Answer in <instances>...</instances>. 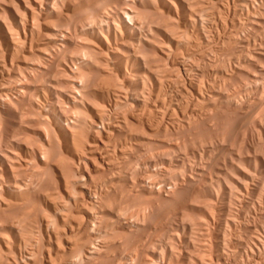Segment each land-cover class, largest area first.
I'll return each instance as SVG.
<instances>
[{
	"label": "bare ground",
	"instance_id": "bare-ground-1",
	"mask_svg": "<svg viewBox=\"0 0 264 264\" xmlns=\"http://www.w3.org/2000/svg\"><path fill=\"white\" fill-rule=\"evenodd\" d=\"M237 1L238 6L249 8L258 0ZM14 2L16 8L12 5V8H7L10 20L5 21L0 16V264L189 263L188 255L177 256V249L176 252L171 250L170 245L175 243H169L172 234L169 235L171 237L166 235L167 222L164 224L165 219L162 221L161 217L157 221L154 212L157 209H154L159 202L163 203L156 208H161L162 204L176 205L178 214L174 212L179 215L178 209L185 205L179 203L189 204L190 201L192 204L195 199L194 202L203 200L202 192L196 190L203 184L207 187V181H204L207 177L200 179L204 181L200 186L196 177L199 178L203 172H195V177L194 172L189 175L190 172L181 171L180 163L184 159L180 155L177 159L170 155L182 145L170 139L181 135L176 133L177 129L174 130L175 125L182 124L184 131L193 126L192 106L206 107L215 103L213 101L217 97L222 101L231 100L217 90V79L210 80L212 68L207 72L208 67L205 70L197 63L208 61L210 65L213 61L217 64L212 56L225 53H222V48L226 43L218 46L223 41L230 45L232 52L228 49L229 52L243 53L251 46L250 38L237 42V34L233 33L235 20L234 27L229 28L232 32L224 33L223 41L216 45L218 38L213 36L215 33L210 34L213 36L211 40L208 33L203 32L208 36L204 38L202 31L190 32L189 25L198 27L203 24L201 20L212 15L206 5L212 6V11L217 10L219 1L214 9L212 4L215 1L209 0V4L203 0ZM2 9L7 13L4 7ZM254 11L248 23L244 24L245 28L242 27L246 33L264 29V4ZM221 25L224 28L225 24ZM260 43L263 49L264 38ZM80 48L81 52L82 48L86 50L82 57L73 52ZM261 52L252 53L259 60L263 59L260 58ZM220 54L218 57L223 58ZM253 58L249 65L254 67L256 64V67L258 63L253 62ZM224 59L226 62L227 58ZM222 62L225 63L224 60ZM259 69L262 75L264 69ZM240 70L236 71L234 78H239ZM181 71L189 84L182 82L183 85L177 88L179 90L174 91L171 87L179 86L180 79L184 78ZM247 76L252 81L258 79L250 73ZM205 77L209 79L205 81ZM203 83L208 86L207 93H204ZM169 91H172L170 98ZM231 91V96L236 95V91ZM199 117L202 123L209 120L205 116ZM204 144L208 145L207 142ZM176 167L179 168L177 172L180 170L189 175L180 173V180L177 178L179 184L175 182L176 171L174 182L170 176ZM156 176L162 179L161 189L159 182L152 181ZM195 183L199 185L196 184L197 189L196 185L192 187ZM168 186L169 191L165 189ZM194 193L198 195L194 196ZM188 204L185 206L192 208L193 204ZM144 208L148 209L146 213ZM187 208L183 207V210ZM142 209L146 215L141 213ZM154 219L157 224L163 222L159 224L165 225L164 228L154 224ZM201 222H204L203 218ZM201 225L203 227V223ZM170 227L169 231H173ZM185 237L183 243L188 251L192 249L188 241L191 237ZM195 243L192 241L193 245ZM178 244L181 243L175 247L178 248ZM183 247L178 248L179 254ZM190 251L197 256L194 250ZM206 256H200L201 260L199 256L196 258L200 264H205L207 261L202 260ZM194 260L198 262L197 259L192 262ZM208 262L212 263V260Z\"/></svg>",
	"mask_w": 264,
	"mask_h": 264
},
{
	"label": "rangeland",
	"instance_id": "rangeland-1",
	"mask_svg": "<svg viewBox=\"0 0 264 264\" xmlns=\"http://www.w3.org/2000/svg\"><path fill=\"white\" fill-rule=\"evenodd\" d=\"M0 16L1 19H5V21H9L10 20V16H8V9L7 8H12L17 6L16 2H11L12 0H0ZM3 1V2H2ZM211 1H215L212 5H214V8H217L216 6H218L219 4V8H217V10H211V7L209 5L208 6L210 9V11L212 12V15H210L209 19H204L207 22H204V20H201L203 22L200 21V23L203 24H199V28L196 25H189V29L190 32L192 33L193 31H202L203 37L204 38H208V34L210 39L212 40L213 36H216L218 39L215 42L216 44H219V41H223V36L224 33L227 35V33L232 32V30H230L231 28H233L235 31L238 33H236L235 31L233 32L234 35L237 34V36H235L237 39L236 41L239 42L240 40L244 39L245 37H249L251 40V46H249L248 50L245 52H233L231 53V48L230 45L227 43V41H223V43L221 42V44H219L218 46H223L224 43H226V46L224 48H222V53H226L225 50H227L228 52L224 55L220 54V56H224L223 58L216 56V54L214 53L212 56V60L216 61L217 64H215V62H211L212 64H208L205 61H202L200 63H197L198 65L201 66V68L205 69L208 67V69L206 70L208 72V70H210L211 68V73H210V80H215L216 81V86H217V90H219L220 92H222L226 97L229 96V98L232 100H229V102L227 100L222 101V99H220L219 97L215 98L213 102V104H208L206 107L205 106H195L192 110L191 108V115L193 116V118H191V121L193 122V126H191L189 129L186 128V130L184 131V126L182 124H178L175 125V129H177L176 133H178V137H171L170 140L173 141V143H176L177 145H182L180 146V148L177 150V152L174 151V153H170L172 158H179L178 156H181V159H184V163H186V165L184 166L183 162H181L179 168L181 169V171H184L183 173L190 172L189 175H192V172H194V176H195V172L196 173H200L203 172V174H201V176L198 178L196 177V181L198 183H203L204 181H207L209 183L206 182L207 187H204V184L202 185V190L200 188L197 189V187L199 186L197 183L192 184V187H194L196 184V191L202 192V199L200 198L201 201H199V199H197L198 201L194 202L195 200H193L192 205L189 201V204L192 205V208L190 206V208L185 205L186 202H182L181 200L178 202H182L179 203L180 205H182L183 203L185 204L183 207L187 208L184 209L185 212L183 214V212L181 210H183V207L181 206L178 210H179V215H176V213L174 211H176V205L175 206H170V205H165L162 204L161 208H156L157 206L160 207V204L163 202H159L156 203V207L154 210L157 209V212L154 211L156 213V219L157 221H159V218L161 217L162 219H165L164 224L167 222H169V224L171 225L173 231H169V227L167 224L165 225H161L163 222H158V224L155 222V219L152 220L154 221V224H157V226L161 225L163 228L165 226V229L168 227V229L166 230V233L168 232V234L166 235H171V241H169V243L171 242H175L174 244H171L170 248L171 250H175V248L177 249V256L180 255L182 256L183 254L184 257L188 255V257L193 254L190 250H194V253L197 254V256H206L208 253V257L206 256L204 258V260H202V262H206L205 264H264V70H263V76L261 75L260 69L262 68L264 69V45H263V49L261 48V39L264 38V29L258 31V32H252V31H248L247 33L245 32L246 30H243L242 27L245 28V23L247 24L248 21L250 20V18L254 15L255 11L254 10H259L260 7H262V3L264 4V2L261 3V1L264 0H258L256 2H254L249 8L247 7H243V6H238V1L237 0H209V2ZM219 1V3H218ZM6 2V3H5ZM203 2H205V4L208 3V0H203ZM216 2L218 3V5H216ZM222 2V3H221ZM260 2V3H259ZM9 3V4H8ZM225 5H224V4ZM231 3V4H230ZM256 3V4H255ZM209 4V3H208ZM210 4V5H211ZM260 4V6H259ZM10 5V6H8ZM12 5V6H11ZM16 5V6H15ZM234 5V6H233ZM238 6V7H237ZM253 6V7H252ZM254 6H256L254 8ZM1 7H4L7 11V13H4V10H1ZM221 7V8H220ZM225 7V8H224ZM243 7V8H242ZM236 8V9H235ZM241 8V9H240ZM218 9H220V11H218ZM225 9V10H224ZM231 9V10H230ZM234 9V10H233ZM229 10V11H228ZM209 11V13H210ZM247 11V12H246ZM252 11V12H251ZM217 12V13H216ZM232 12V13H231ZM254 12V13H253ZM215 13V14H214ZM219 13V14H218ZM234 13V14H233ZM247 13V14H246ZM3 14V15H2ZM8 14V15H7ZM233 14V15H232ZM252 14V16H251ZM223 15V16H222ZM230 15V16H227ZM237 15V16H235ZM249 15V16H248ZM235 18H233V17ZM246 16V17H245ZM5 17V18H4ZM212 17V18H211ZM214 17V18H213ZM7 18V19H6ZM216 18V20H215ZM220 18V19H219ZM221 18H223V20L226 23H220L221 21H223ZM233 18V19H232ZM242 19V20H241ZM234 20L235 23L234 24ZM248 20V21H247ZM213 21V22H212ZM241 21V22H240ZM212 22V23H211ZM217 22V23H216ZM243 22V23H242ZM205 23V24H204ZM220 23V24H219ZM217 24V25H215ZM226 24L229 26H226L228 29H225V26L222 25ZM234 24V26H233ZM202 25V26H201ZM205 27H204V26ZM219 25V26H218ZM220 25L224 28H221ZM240 25V26H238ZM192 26V27H191ZM195 28H194V27ZM204 27V28H203ZM201 29V30H200ZM206 29V30H205ZM219 29V30H218ZM223 29V30H222ZM192 30V31H191ZM215 30V31H212ZM225 30V31H224ZM227 30V31H226ZM220 31V32H219ZM224 31V32H223ZM229 31V32H228ZM244 31V32H243ZM205 32L206 36L204 35ZM213 32V33H211ZM218 32V33H217ZM227 32V33H226ZM260 32V33H259ZM195 33V32H193ZM198 33V32H197ZM217 35H215V34ZM220 33V35H219ZM210 34H214L213 36ZM240 34V35H239ZM259 34V35H258ZM255 36V37H254ZM221 37V38H220ZM222 39V40H220ZM234 39V40H235ZM218 41V42H217ZM259 42V43H258ZM234 43H236L234 41ZM257 43V44H256ZM261 44V45H259ZM225 45V44H224ZM227 45L228 48H227ZM255 47V48H254ZM257 47V49H256ZM259 47V48H258ZM227 48V49H226ZM225 49V50H224ZM231 52H229V50ZM250 49V51H249ZM258 50L262 51L260 54L263 59H259L257 60L254 57V54L252 53L253 51L256 53H258ZM192 51V50H190ZM74 54L78 57H82V55H84L86 53V50H84L82 48V52H81V48L80 50L76 49L73 50ZM72 52V53H73ZM77 52V53H76ZM79 52V53H78ZM248 52V53H246ZM229 53V55H228ZM231 53V54H230ZM251 53L252 56L251 57ZM255 53V54H256ZM236 54V55H235ZM247 54H249L250 56H248ZM233 58H231L232 56ZM257 55V54H256ZM241 56V57H240ZM218 57V58H217ZM227 58L226 62L224 58ZM251 58H253V62L258 63L257 66L254 67L252 65H249V60L251 61ZM232 59V60H231ZM236 59V60H235ZM255 59V60H254ZM218 60V61H217ZM224 60L225 63H223L222 61ZM230 60V61H229ZM244 62H243V61ZM257 60V61H256ZM221 63H220V62ZM204 62V63H203ZM232 62V63H231ZM206 63V64H205ZM237 63V64H236ZM208 66H204L207 65ZM215 65V67H214ZM226 65V66H225ZM245 65H247L245 67ZM204 66V67H203ZM219 66V67H218ZM222 66V67H221ZM225 66V67H224ZM241 66V67H240ZM244 66V67H243ZM240 67V68H239ZM243 67V68H242ZM258 67V70H257ZM248 68V69H247ZM241 69V70H240ZM226 70V71H225ZM237 70H240V76L239 78H234L233 75L236 73ZM253 71V72H252ZM182 72V71H181ZM226 72V74H225ZM233 72V73H232ZM253 74L256 76V78L258 79H253V81L251 79L248 78V74ZM214 73V74H213ZM216 73V74H215ZM224 73V74H223ZM231 73V74H230ZM254 73H258V75L254 74ZM180 75V72L178 73ZM182 77L184 76L183 79H180V84L179 86L175 88L171 87L174 89V91L177 90V88H180V86H182L183 84H189V81L187 80L184 72H182ZM243 77H242V76ZM246 77H245V76ZM208 76V75H207ZM233 78H232V77ZM260 76V77H259ZM212 77V78H211ZM227 77V78H226ZM181 78V76H180ZM208 77H205V81ZM208 78V79H209ZM186 79V80H185ZM207 79V80H208ZM227 79V81H226ZM236 79V80H235ZM245 79V80H244ZM183 80V81H181ZM219 80V81H218ZM232 80V82H231ZM249 80V81H247ZM258 80V81H256ZM218 81V83H217ZM248 83H247V82ZM183 82V84H182ZM186 82V83H185ZM225 82V83H224ZM227 82V84H226ZM257 82V83H256ZM229 83V84H228ZM235 83V84H234ZM246 83V84H245ZM206 83H203V85L206 87H204V93H207L208 91V86L205 85ZM228 85V86H227ZM231 85V86H229ZM228 89L231 88V90H234V92L236 91V95L234 94L233 96H231L232 94H230V92L233 93V91H229ZM235 86V87H234ZM248 86V87H247ZM253 87V88H252ZM169 88V89H171ZM221 90H220V89ZM224 88V90H223ZM226 88V89H225ZM249 88V89H248ZM171 89V90H173ZM207 89V91H205ZM254 89V90H252ZM179 90V89H178ZM177 90V91H178ZM227 90V91H226ZM238 90V91H237ZM248 90V91H246ZM229 92V93H228ZM243 92V93H242ZM251 92V93H250ZM262 92V94H261ZM246 93V94H245ZM170 94H172V91H169V98H170ZM230 94V95H228ZM248 94V95H247ZM206 95V94H205ZM247 95V96H246ZM251 96V97H250ZM256 96V97H255ZM172 97V96H171ZM258 97V98H257ZM234 98V99H233ZM248 98V99H247ZM260 98V99H259ZM186 99V98H184ZM183 99V100H184ZM190 99V98H188ZM187 99V100H188ZM218 99V100H217ZM244 99V100H243ZM250 100V101H249ZM254 101V102H253ZM259 101V102H258ZM185 102V100H184ZM218 102V103H217ZM228 102V103H226ZM249 104H248V103ZM245 103V104H244ZM260 103V104H259ZM242 107H241V106ZM197 107V108H196ZM210 107V108H209ZM218 107V108H217ZM229 107V108H227ZM231 107V108H230ZM244 107V108H243ZM195 108V109H194ZM205 108V109H204ZM216 109V110H215ZM226 109H232L233 111H237V113H230L229 111L231 110H226ZM225 110V111H224ZM245 110V111H244ZM197 111V112H195ZM193 112V113H192ZM229 114H228V113ZM203 113V114H202ZM205 113V114H204ZM212 113V114H211ZM216 113V115H215ZM260 113V114H259ZM218 114V115H217ZM222 114V115H221ZM212 115H214L212 117ZM228 115V116H227ZM234 115V116H233ZM195 116V117H194ZM199 116H202V118H204L203 116H205V118H208L209 120L206 123H202L201 118ZM211 116V117H209ZM217 116V118H216ZM221 116V118H220ZM239 116V117H238ZM256 117V119H255ZM200 118V119H199ZM223 118V119H222ZM226 118V119H225ZM196 121H195V120ZM218 119V120H217ZM228 119V120H227ZM242 119V120H241ZM200 120V121H199ZM227 120V121H226ZM246 120V121H245ZM261 120V121H260ZM200 122V124H198ZM221 122V123H220ZM234 122V123H233ZM216 123V124H215ZM241 123V125H240ZM246 123V124H244ZM249 123V124H248ZM206 124V125H205ZM208 124V125H207ZM236 124H238V126H236ZM257 124V125H256ZM180 125V126H179ZM200 125V126H199ZM204 125V126H203ZM220 125V126H219ZM223 125V126H222ZM179 126V127H178ZM184 128H181V127ZM196 126V127H194ZM217 126V127H216ZM225 126V127H224ZM229 126V127H228ZM254 126V127H253ZM209 127V128H208ZM224 127V128H223ZM228 127V128H227ZM193 128V129H192ZM218 128V129H217ZM227 128V129H226ZM236 128V129H235ZM255 128V129H254ZM199 129V130H198ZM205 129V130H204ZM182 132H181V131ZM198 130V131H197ZM233 130V131H231ZM225 131V132H224ZM238 131V132H237ZM200 132V134H199ZM206 132V133H205ZM209 132V133H208ZM198 133V134H197ZM225 133V134H224ZM236 133V134H235ZM208 134V135H207ZM196 135V136H195ZM201 135V136H200ZM205 137H203V136ZM207 135V136H206ZM213 135V136H212ZM180 137V138H179ZM185 137V138H184ZM203 137V138H202ZM210 137V138H209ZM219 137V138H218ZM228 137V139L226 138ZM177 138V139H176ZM196 138V139H195ZM200 140H199V139ZM176 139V140H175ZM214 139V140H213ZM219 139V140H218ZM223 139V140H222ZM198 140V141H197ZM225 142H222L224 141ZM176 141V142H175ZM180 141V142H179ZM187 144H185L184 142ZM189 143H188V142ZM191 141H194L191 142ZM203 141V142H202ZM179 142V143H178ZM208 143L204 144L203 143ZM212 142V143H211ZM222 144H221V143ZM194 145H193V144ZM197 143V144H196ZM211 143V144H210ZM218 143V144H217ZM192 144V146H191ZM197 146H196V145ZM199 144V145H198ZM214 144V145H213ZM202 146V147H201ZM206 146V147H204ZM209 146V147H208ZM186 147H188L187 149H185ZM192 147H196V148H192ZM194 149V150H193ZM207 151H206V150ZM187 150V151H186ZM196 150V151H195ZM182 153H180V152ZM205 151V152H204ZM187 152H191L190 155L186 153ZM193 152V153H192ZM176 153V154H175ZM205 154V155H204ZM173 155V156H172ZM201 155V156H200ZM203 155V156H202ZM184 156V157H183ZM169 157V156H168ZM170 157V158H171ZM174 158V159H175ZM189 158V159H188ZM191 158V160H190ZM204 158V159H203ZM197 159V160H196ZM210 159V160H209ZM195 160V162H193ZM204 160V161H203ZM255 160V161H254ZM257 160V161H256ZM186 161V162H185ZM212 161H214L212 163ZM193 162V163H192ZM255 162V163H254ZM192 163V164H191ZM257 163V164H256ZM204 165V166H203ZM206 165H208L206 167ZM217 165V166H216ZM258 165V166H255ZM201 166V167H200ZM210 166V168H208ZM185 167V168H184ZM178 167H176L173 171V173L170 174V176H173V182L175 181V176L177 173V177H176V183L177 182V178H179L178 180H180L181 177H179L181 174L182 175H188V174H183L180 172H177L176 170ZM201 168V169H200ZM205 168V169H204ZM207 168V169H206ZM224 168V169H223ZM251 168V169H250ZM186 169V170H185ZM188 169V170H187ZM194 169V170H193ZM200 172H197L198 170ZM193 170V171H192ZM196 170V171H195ZM203 170V171H202ZM205 170V171H204ZM176 171V173H175ZM248 171V173H247ZM181 173V174H180ZM218 173V174H217ZM205 174V175H204ZM208 174V175H207ZM221 174V175H220ZM179 175V176H178ZM188 175V176H189ZM207 175V176H206ZM218 176V177H217ZM207 177V178H204ZM220 177V178H219ZM154 178V179H153ZM201 178L207 179L204 181H200ZM216 178V179H215ZM219 178V179H218ZM199 179V180H198ZM213 179V180H212ZM215 179V180H214ZM155 182H159L158 186L161 188H163L161 181V178H157L156 177H152V181ZM211 181V182H210ZM245 181V182H244ZM219 182V183H218ZM226 182V183H225ZM244 182V183H243ZM180 183V181H179ZM178 183V184H179ZM222 184V185H220ZM161 185V186H160ZM211 185V186H209ZM212 185H215L212 187ZM245 186V187H244ZM212 187V188H211ZM218 187V188H217ZM220 187V188H219ZM170 187H166V190H170ZM205 190H204V189ZM214 188V189H213ZM224 188V189H223ZM237 188V189H236ZM247 188V189H246ZM216 189V190H215ZM240 189V190H238ZM211 190V191H210ZM233 190V192L231 191ZM236 190V191H235ZM209 191V193H208ZM217 191V194L215 193ZM227 191V192H226ZM204 192L206 193V195L204 194ZM213 192V193H212ZM220 193V194H219ZM231 193H233L234 195H232ZM204 194V195H203ZM208 194V196H207ZM227 194V195H226ZM198 195L197 193L193 194ZM210 195V196H209ZM215 195V196H214ZM201 196V195H200ZM199 196V197H200ZM214 196V197H213ZM198 197V196H197ZM196 197V198H197ZM204 197V198H203ZM237 198V199H236ZM226 199V200H225ZM241 199V200H240ZM212 200V201H211ZM220 200V201H219ZM223 200V201H221ZM245 201V202H244ZM247 201V202H246ZM213 202V203H212ZM199 203V205H198ZM207 203V204H206ZM216 203V205H215ZM229 203V204H228ZM158 204V205H157ZM188 204V206H189ZM202 204V205H201ZM211 204V205H210ZM208 205V207H207ZM247 205V206H246ZM163 206V207H162ZM198 206V207H197ZM227 206V207H226ZM214 209H213V208ZM224 207V208H223ZM172 208V209H171ZM209 208V209H207ZM227 208V209H226ZM145 210H141L143 214H145L147 212V208H144ZM167 209V210H166ZM170 209V210H169ZM174 209V210H173ZM198 209V210H197ZM201 209V211H199ZM213 209V210H212ZM166 210V211H164ZM183 210V211H184ZM203 210V212H202ZM145 211V213H144ZM173 211V212H172ZM206 211V212H205ZM210 213H208V212ZM215 211V212H214ZM160 212V213H159ZM169 212V213H168ZM178 214V211H176ZM182 212V213H180ZM218 212V213H217ZM164 213V214H163ZM207 213V214H206ZM212 213V214H211ZM220 213V215H219ZM163 214V215H162ZM173 214V215H172ZM214 218H212L210 215ZM227 214V215H226ZM142 215V214H141ZM146 215V214H145ZM161 215V216H160ZM166 215V216H165ZM184 215V216H183ZM176 216V218L178 217V219L174 218ZM209 216V217H208ZM227 216V217H225ZM158 217V218H157ZM163 217V218H162ZM169 217V218H168ZM211 217V218H210ZM218 217V218H217ZM144 218V217H143ZM167 218V219H166ZM203 218L204 222H201V219ZM185 219V220H184ZM191 219V220H190ZM206 219V220H205ZM227 219V220H226ZM185 222H184V221ZM208 220V221H207ZM210 220V221H209ZM218 220V221H217ZM163 221V220H162ZM199 221V223H198ZM207 221V222H206ZM150 222V219H149ZM183 222V223H182ZM222 222V223H221ZM152 223V222H151ZM161 223V224H159ZM197 223V224H196ZM203 223V227L202 224ZM208 223V224H207ZM227 223V224H226ZM224 226H223V225ZM215 225V226H214ZM228 225V226H225ZM186 228H185V227ZM201 226V227H200ZM210 226V227H209ZM170 227V229H171ZM184 227V228H183ZM205 227V228H204ZM219 227V228H218ZM222 227V228H221ZM204 228V229H203ZM214 228H215V232H214ZM179 229V230H177ZM187 229V230H185ZM190 229V231H189ZM202 229V230H201ZM211 229V230H210ZM217 229V230H216ZM221 229V230H219ZM224 229V230H223ZM185 230V231H184ZM192 230V231H191ZM180 231V232H179ZM187 231V232H186ZM189 231V232H188ZM203 231V232H202ZM173 232V233H170ZM211 235H210V233ZM195 233V234H193ZM216 233V234H215ZM220 233V234H219ZM180 234V237L183 238L181 239L180 237H178ZM187 234V235H186ZM201 234V235H200ZM185 235L188 237H185ZM191 235V236H190ZM205 235V236H204ZM220 237H219V236ZM169 236V237H171ZM203 237V238H199V237ZM257 236V237H256ZM169 237L167 239H169ZM178 237V238H177ZM184 237L185 239H190L189 244H190V252H188L186 247V245L183 243L184 242ZM197 237V238H195ZM208 240V238H210V241ZM208 237V238H207ZM215 237V239H214ZM226 237V239L224 238ZM174 238V239H173ZM218 238V239H216ZM179 239H181V241H179ZM193 239V240H192ZM199 241H198V240ZM203 239H205L203 241ZM212 239V240H211ZM260 239V240H259ZM170 240V239H169ZM174 240V241H172ZM197 240V241H196ZM203 243H201V241ZM195 243L194 245L192 244ZM226 241V242H225ZM181 243L184 244L185 248L183 246H181V244H178V248L183 247L182 250L185 252H183L182 250L180 251L181 253L179 254V250L177 248V246L175 247V245H177V243ZM198 242L201 244L198 245ZM213 242V243H212ZM225 242V243H224ZM206 243V245H205ZM209 243V244H208ZM215 243V244H214ZM227 243V244H226ZM192 244V245H191ZM208 244V245H207ZM211 244V245H210ZM214 244V245H213ZM199 247V248H197ZM210 245V246H209ZM194 246V247H193ZM205 246V248H204ZM213 246V248H212ZM218 249H217V248ZM198 249V250H197ZM207 249V250H206ZM209 249V250H208ZM225 249V251H224ZM160 250V249H159ZM213 250V251H211ZM162 251V250H161ZM198 251V252H197ZM199 251H201L199 253ZM204 251V252H203ZM206 251V252H205ZM209 251V252H207ZM176 252V250L174 251ZM183 252V253H182ZM187 252L189 254H187ZM202 253V254H201ZM214 253V254H213ZM204 254V255H203ZM210 254V255H209ZM195 255V254H194ZM195 256H190L188 259V262L190 263V261L192 262L193 259H198ZM228 256V257H227ZM194 257V258H193ZM201 257V258H202ZM212 259H211V258ZM200 258V260H201ZM208 258V259H207ZM210 259V260H209ZM212 263H209L208 261ZM185 262V261H184ZM187 263V261L185 262V264H189ZM193 264H200V261H198L196 263V261L194 260V262H192ZM191 264V263H190Z\"/></svg>",
	"mask_w": 264,
	"mask_h": 264
}]
</instances>
